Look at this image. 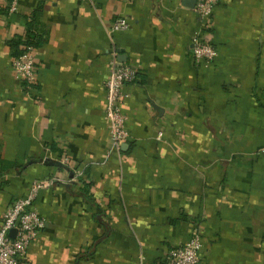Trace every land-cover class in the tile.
Listing matches in <instances>:
<instances>
[{"label":"crops","instance_id":"crops-1","mask_svg":"<svg viewBox=\"0 0 264 264\" xmlns=\"http://www.w3.org/2000/svg\"><path fill=\"white\" fill-rule=\"evenodd\" d=\"M0 0V217L34 183L31 264H167L198 231L200 264H264V0H220L218 57L193 60L185 0ZM123 18L129 28L111 32ZM35 21L32 85L8 42ZM137 72L104 117L112 49ZM1 221V219H0Z\"/></svg>","mask_w":264,"mask_h":264},{"label":"built area","instance_id":"built-area-1","mask_svg":"<svg viewBox=\"0 0 264 264\" xmlns=\"http://www.w3.org/2000/svg\"><path fill=\"white\" fill-rule=\"evenodd\" d=\"M220 0H195L194 11L203 22L201 34L192 40L191 54L196 63L211 64L218 53L212 44L208 30L215 6ZM18 5L12 0L8 9L10 14L17 13ZM129 28L127 21L118 18L111 27V32L126 31ZM35 49L27 48L22 55L12 60L14 74L23 80L26 85L35 81ZM109 79L105 83L106 107L104 117L109 124V134L112 146L116 151L129 138L125 127L126 116L121 111V104L127 97L124 87L133 83L137 72L119 60L118 52L112 49L109 59ZM261 152L264 149L260 150ZM45 184L34 183L23 198L14 200L2 213L0 219V264H31L28 258V249L38 234L45 228V220L34 207L37 193ZM15 231L14 235H10ZM203 247L202 237L198 231L184 244L171 250L167 264H200V254Z\"/></svg>","mask_w":264,"mask_h":264},{"label":"trees","instance_id":"trees-1","mask_svg":"<svg viewBox=\"0 0 264 264\" xmlns=\"http://www.w3.org/2000/svg\"><path fill=\"white\" fill-rule=\"evenodd\" d=\"M44 41L45 39L42 37V35L36 32L34 21L30 22L27 25L25 35L23 37H15L11 41H9L8 47L13 58H17L22 55L24 51L29 47L38 49L44 43ZM160 264H163V262H161Z\"/></svg>","mask_w":264,"mask_h":264},{"label":"water","instance_id":"water-1","mask_svg":"<svg viewBox=\"0 0 264 264\" xmlns=\"http://www.w3.org/2000/svg\"><path fill=\"white\" fill-rule=\"evenodd\" d=\"M185 2L187 3V5L186 6H188V7H193L194 6V4H195V0H185ZM15 234V231H12L11 233H10V235H14Z\"/></svg>","mask_w":264,"mask_h":264}]
</instances>
